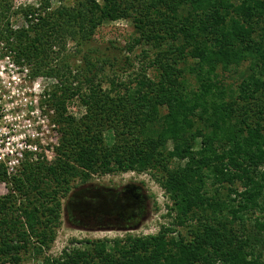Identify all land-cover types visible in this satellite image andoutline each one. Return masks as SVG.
Returning <instances> with one entry per match:
<instances>
[{"label":"trees","instance_id":"1","mask_svg":"<svg viewBox=\"0 0 264 264\" xmlns=\"http://www.w3.org/2000/svg\"><path fill=\"white\" fill-rule=\"evenodd\" d=\"M52 1L0 0L2 53L56 79L40 107L60 135L51 162L0 164V264H264V0ZM118 21L134 37L91 48ZM129 172L156 178L173 223L48 255L74 185Z\"/></svg>","mask_w":264,"mask_h":264},{"label":"rangeland","instance_id":"2","mask_svg":"<svg viewBox=\"0 0 264 264\" xmlns=\"http://www.w3.org/2000/svg\"><path fill=\"white\" fill-rule=\"evenodd\" d=\"M61 0H53L51 4L57 7ZM16 6H37L39 0H14ZM68 3H72L71 0ZM18 22V23H17ZM14 28L23 24L19 19L13 21ZM134 27L127 21L110 22L104 24L97 32L91 48H105L110 43L125 45L134 37ZM143 49L151 50L149 46L135 49L140 56ZM85 49L70 44L66 55L72 63L79 64ZM117 52V51H116ZM127 53V52H126ZM128 55V54H127ZM4 56V55H3ZM0 56V102L1 113L8 116L6 132L14 130L16 139L20 142L38 145L33 150L39 159L53 161L54 148L58 146V128L51 118L41 110L34 100L33 82L26 77V70L13 68L9 58ZM141 58L134 63L133 72L140 67ZM109 75H113L109 71ZM128 72V74H129ZM29 73V72H28ZM27 73V75H29ZM123 79H127V75ZM122 75V74H121ZM47 83L43 82V87ZM46 89H51L47 87ZM107 143L113 142L111 133H106ZM33 144V145H34ZM19 145V144H18ZM32 156L34 161L36 157ZM10 185L0 184V194L9 192ZM117 197L118 204L122 202L133 203L130 207H119L113 201ZM134 201V202H133ZM61 225L57 239L48 255L58 257L67 247H84L79 242L85 240H102L123 238L127 235L147 236L156 235L163 226L173 223L175 213L170 214L173 203L151 173L138 174L134 172L111 174L94 177L90 183L81 185L76 183L70 197L63 201ZM179 231H183L179 229ZM73 241L77 244L71 245ZM23 264H41V261L28 257Z\"/></svg>","mask_w":264,"mask_h":264},{"label":"built area","instance_id":"3","mask_svg":"<svg viewBox=\"0 0 264 264\" xmlns=\"http://www.w3.org/2000/svg\"><path fill=\"white\" fill-rule=\"evenodd\" d=\"M1 55L5 56V54L2 53V50L0 48V56ZM9 61L11 63L10 65H12L14 68L15 65L12 63L11 58H9ZM15 68H18V67H15ZM26 71H27L26 77L29 78V75H27L28 70ZM32 82H33L32 90L33 92L37 94V95H34V100L36 101V104H39V105H40L41 96L51 90V89H46V88L52 87L53 85L57 83L56 79L47 78V77H40V78L35 79V81H32ZM43 82L47 83V85L44 88H42ZM1 101L2 99L0 98V102ZM6 120H9L8 116L2 115L1 109H0V164H3L7 168L10 176H14L21 169L22 162L25 159L26 153L34 155L33 150H37L38 145L37 144L35 145L34 143H27L25 141H22L23 139L21 140L22 143H18L20 141L19 139H16L14 130L8 129L9 131L6 132V129H7L5 127ZM34 156L36 157L35 160L39 159V156L37 155H34Z\"/></svg>","mask_w":264,"mask_h":264}]
</instances>
